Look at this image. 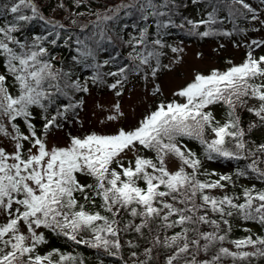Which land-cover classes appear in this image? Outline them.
<instances>
[{"label":"snow or ice","instance_id":"obj_1","mask_svg":"<svg viewBox=\"0 0 264 264\" xmlns=\"http://www.w3.org/2000/svg\"><path fill=\"white\" fill-rule=\"evenodd\" d=\"M207 2L211 10L193 20L181 15L183 0H121L92 13L96 19L79 25L76 33L45 17L38 0H0V17H11L0 22V264H84L78 255L55 248L40 254L47 235L111 256L127 246L131 252L124 264L264 259V235L230 238L234 220L264 226V143L247 139L253 129L264 128V55H256L264 50V39L246 43L249 50L239 64L229 61L223 71L195 73L135 127L70 135L63 146H50L47 139L70 111L82 107L77 94L89 93L90 84H106L122 97L130 77L147 81L161 68L170 69L161 64L163 49L171 47L163 39L169 29L187 28L188 35L202 38L264 30V13L248 0ZM226 21L231 31L223 29ZM242 21L251 27H239ZM36 22L44 32L24 35ZM58 41L75 53L71 67L52 54L49 46H60ZM120 49H128L127 55ZM182 50L171 47L173 53ZM77 69L91 74L82 78ZM159 94L157 84L152 95ZM214 105L225 108L223 122L211 110ZM242 109L256 118L247 131ZM36 116L43 121L40 130ZM123 117L117 101L106 120ZM185 141L198 142L208 161L249 162L232 174L208 172ZM141 150L154 155H128ZM169 158L179 161L175 170L169 169ZM241 178L262 186H238Z\"/></svg>","mask_w":264,"mask_h":264},{"label":"trees","instance_id":"obj_2","mask_svg":"<svg viewBox=\"0 0 264 264\" xmlns=\"http://www.w3.org/2000/svg\"><path fill=\"white\" fill-rule=\"evenodd\" d=\"M253 7L261 6L260 0H248ZM38 3L41 7L42 14L47 18H53L60 23H63L68 26V28L76 33H79V25L88 24L90 21H93L96 19L92 13L95 12H101L103 11L105 6H112L117 3V0H80L79 5H77V0H38ZM183 4L185 5L180 9V13L183 17H187L189 19L193 20H199L205 17L206 12L210 11L211 8L208 6L207 0H201L199 4H193L191 0H183ZM60 5H63V7H60ZM102 7V9L100 8ZM258 9V8H257ZM79 13H83V15H78ZM55 14H58L60 16H54ZM88 15V17H86ZM221 17L226 15V13H220ZM66 16V18H63ZM11 17H0V22H4L6 19H10ZM75 19L77 20V25L73 26L70 24V20ZM177 22H180V17H177ZM130 22V21H129ZM239 27L241 28H250L251 26L248 24L247 21L239 22ZM224 30L231 31L232 30V24L230 22H225L223 25ZM205 30L202 26L200 31ZM131 31V29L127 30ZM44 32V28L42 27V22H36L30 25L28 28L25 29L24 35H34V34H41ZM250 40L256 38V32L254 31H248L246 34L241 33H234L232 36H210V37H200L197 35H188L187 34V28L182 30L179 28H171L168 30V34L163 37L164 41L167 45L174 47V44L176 42H193L196 44H202L206 41H219V46L224 45V43L232 44V45H242L246 40ZM260 38V37H259ZM263 38V36H262ZM58 47L51 48L52 54L56 57L57 61H63L65 68L71 67L72 62V55L75 53L71 48H66L63 46V41H58ZM171 47H165L163 49L164 55L161 57V64L167 65V59L169 55L171 54ZM122 54L124 56L127 55L128 49H120ZM244 53L246 54V49H244ZM114 54V52H113ZM108 53H104L102 55V58H107ZM123 59L121 60V63H125ZM59 66V65H58ZM112 70H115V65L112 66ZM166 71L165 68H161L158 77L155 79H152L154 82V85L157 84V81L160 79L159 77L162 76V74ZM76 74L78 76H81L82 78H87L90 76V70H76ZM141 80V83H143L144 79L140 77H130L127 84H132L134 81ZM114 82L112 78H108V83ZM90 89H93L95 93H101L104 91L109 90L106 84L104 85H89ZM154 87H152L153 90ZM87 93H80L77 94L79 97H81L84 101L85 95ZM157 103L154 104L153 110L161 101H168L173 98H165L162 94H159L157 96ZM59 103H66V101L61 100ZM254 102L250 101L249 106H252ZM83 107V105H82ZM80 107L79 109L75 110V112L70 111L67 114V119L62 120V127L65 131L70 132L72 130V124L74 122V119L76 115L80 112L82 109ZM211 110L213 111L214 115H216L217 119L223 122L225 119V108L221 106H212ZM240 116H241V126L247 131L248 125L255 121L256 118L253 116V114L248 113L246 109L239 110ZM143 117V116H142ZM142 119V118H141ZM38 124V130L42 128L43 121L40 119L39 121H35ZM61 128V127H60ZM258 129V128H257ZM257 129H253L252 132H250L247 136V139L250 141H254L255 144L264 143V137H260L259 134L256 133ZM92 131H88L83 133V135H86ZM82 135V136H83ZM185 143L188 144V146L196 152L201 160L203 161L204 169H206L208 172H211L210 168L207 167L206 159L203 155V149L201 145L196 141H185ZM250 147H254V144H250ZM231 161V167L228 170V174L234 173L236 167L243 166L245 163L249 161H241L237 162L235 160ZM252 183H256L257 187H261L262 185L259 184L258 181L254 180H246L241 178L237 181L238 186L240 184H244L247 186H250ZM238 191V188H237ZM238 220V219H237ZM244 228L251 229V233H246L243 231ZM46 231V230H45ZM249 234H255V235H264V226H261L259 224H256L254 222H244L239 221L238 223H235V220L233 221V232L231 234L232 239H239L243 236L249 235ZM82 236H86V234H82ZM79 238V237H78ZM48 244L47 245H41L38 251L40 254H46L47 252L51 251L52 249H59L63 253H72L73 255H78L83 261L84 264H120L122 255L118 254L116 256H111L107 254L106 252H103L102 250L92 249L85 245H76L72 241L67 240L63 237H57L55 235H47ZM125 239H131V237H125ZM126 249L128 251H131L127 246ZM251 250V249H249ZM252 264H264V259H255L253 260Z\"/></svg>","mask_w":264,"mask_h":264},{"label":"rangeland","instance_id":"obj_3","mask_svg":"<svg viewBox=\"0 0 264 264\" xmlns=\"http://www.w3.org/2000/svg\"><path fill=\"white\" fill-rule=\"evenodd\" d=\"M120 2L121 0H117V3ZM258 10L264 13V4ZM54 16L60 15L55 14ZM86 17H88V15ZM63 18H66V16ZM262 36L264 37V30L256 32L255 39H264ZM250 41L251 40L248 38V40L239 47L227 43L219 46V41L215 42L212 40L202 44L185 41L176 42L174 47L183 50L177 53L171 51L166 61L167 65H170V69H166L157 81V84L161 88V94L168 99L174 98L172 95L173 92L190 82L195 73L202 72L207 74L214 68L223 71L229 66V61L233 64L241 63L245 58L244 49L247 51L249 50L244 45ZM256 55H264V50H257ZM154 86L151 77H149L147 81L144 80L143 83L139 80L132 82V84H125L122 97H116L114 90L109 89L101 93H95L93 89H90L89 93L85 95L82 109L74 119L72 130L67 132L63 127L50 130L47 137L50 146L53 144L65 145L70 135L82 136L83 133L88 131L111 133L114 132L117 127H135L142 116L152 111L154 104L157 103L158 95H152V87ZM117 101L121 104L124 117L118 121H107L106 117L112 114L113 105ZM40 119L39 116L35 117V121H39ZM36 126L38 129L37 123ZM256 133L259 134L260 137H264V128H258ZM207 135L210 139L211 133ZM137 154L146 156L154 155L153 153L143 150L139 153L133 152L128 155L132 157ZM206 162L211 172L215 171L219 174H228V170L231 167V161L223 158L212 161L206 160ZM168 166L170 170H175V168L179 166V161L175 158H169ZM215 194L219 193L217 192ZM239 221L240 220H235V223ZM228 246L230 247V245ZM130 252L131 251L126 249V246L121 248L119 254L123 256V260L120 264H124V260L129 258ZM129 264H131L130 261Z\"/></svg>","mask_w":264,"mask_h":264}]
</instances>
